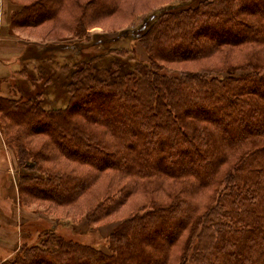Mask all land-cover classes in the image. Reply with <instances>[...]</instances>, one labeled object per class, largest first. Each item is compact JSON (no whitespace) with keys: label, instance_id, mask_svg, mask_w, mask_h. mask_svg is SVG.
<instances>
[{"label":"trees","instance_id":"obj_1","mask_svg":"<svg viewBox=\"0 0 264 264\" xmlns=\"http://www.w3.org/2000/svg\"><path fill=\"white\" fill-rule=\"evenodd\" d=\"M37 2L12 12L13 27L49 20L79 32L88 18L119 7V0ZM71 9L81 14L68 24L60 13ZM155 20L137 36L148 61L125 66L115 55L127 53L115 48L81 60L65 78V107L0 105L20 124L8 138L20 154L32 120L53 152L87 167L48 169L21 192L40 190L58 205L86 195L89 223L134 200L109 235V253L46 231L2 264H264V0H200ZM237 46L249 53L225 55ZM183 62L200 67H168Z\"/></svg>","mask_w":264,"mask_h":264},{"label":"rangeland","instance_id":"obj_2","mask_svg":"<svg viewBox=\"0 0 264 264\" xmlns=\"http://www.w3.org/2000/svg\"><path fill=\"white\" fill-rule=\"evenodd\" d=\"M37 1L39 0H0V24L1 15H4V19L7 16L8 6H11V10L13 8L16 10L22 8L24 4L38 3ZM199 1L119 0L116 11L103 17L88 18L85 22L87 27L79 32L74 28L55 25L49 20L42 23L41 20L28 21L33 25L13 27L12 14H10L9 26L2 28L5 29L4 33L7 37L10 35L13 37L11 40L14 42V47L10 46L7 50L9 53L4 55L9 58L11 54L15 56L8 59L10 64L0 61V105L28 103L27 107L45 111L65 107L71 95L66 90L65 83L68 79L65 78L71 67L76 69L81 60H91L94 57L107 55L112 48L122 49L127 53L115 55L124 62L125 66L128 62L134 63L137 59L148 61V54L138 43L137 36L149 24L156 23L155 17L161 11L166 9L179 11L195 7ZM2 7L3 10H1ZM76 14L81 13L71 9L61 11L60 17L63 22L70 24ZM245 35L248 33L245 32ZM7 37L2 35V38ZM16 43L19 45L17 46ZM231 48H228L229 53L226 52L225 55L229 54L232 58H236L241 53L245 57L247 52L249 53L248 48L245 47ZM106 57L100 61L107 63ZM219 62L209 63L218 65ZM168 67L176 70L183 68L196 70L200 64L172 63L168 64ZM40 79L43 84L41 88H37L36 83ZM2 108L4 111L0 112V234L7 240L0 236V260L17 244L13 237L19 234L22 236L19 238L22 243L20 247L24 244L29 247L37 245L46 231L79 243L92 245L109 253V235L121 220L133 212L134 200L123 204L111 217L97 223H89L86 218V209L81 207L86 195L79 197L78 205H58L53 201L54 197L43 195L40 190L31 189L29 194L21 192V186L33 177L45 178L48 169L59 168L74 173L84 171L87 167H79L78 163L63 159L60 154L53 152L50 138L40 133L43 130L42 125L35 124L32 120L30 129L27 131L29 136L21 138L25 146L24 153L20 154L15 143L13 142V146L8 142L11 135L19 132L20 124L15 123L6 107ZM82 108H84L83 105ZM15 116L18 120L23 118L20 114ZM33 127L37 133H32ZM96 188L97 186L94 190L100 192ZM47 192L51 194L53 191ZM36 194H41L43 198ZM15 256L16 253L9 256L8 261H12Z\"/></svg>","mask_w":264,"mask_h":264},{"label":"crops","instance_id":"obj_3","mask_svg":"<svg viewBox=\"0 0 264 264\" xmlns=\"http://www.w3.org/2000/svg\"><path fill=\"white\" fill-rule=\"evenodd\" d=\"M1 10H3V7L1 8ZM6 10H7V16H5V19H4V15H3V14L1 15L0 39L2 38V35H3V37H7V34L4 33L5 29L2 28V27H6V26L8 27V26H9V23H10V17H9V15L12 14L13 10H15V9L13 8V9L11 10V6H8V7L6 8ZM9 38H10V39H9ZM11 39L13 40V37H12L11 35H10L9 37H7V38H2V43L0 44V61L2 60V62H3V61H5V62H9V64H10V60H8V59H11L12 57H14L15 54H11V55H10V58H9V57H5L4 53H5V54L9 53V51H7V50H8V48H10V46L14 47V45H13L14 42H12ZM14 41H15V40H14ZM16 45L18 46L19 43H16ZM2 47H3V48H2ZM1 218H2V216H1ZM0 236H1V234H0ZM17 237H18V239H17ZM20 237H22V236H19V234H18V236L13 237V240H14V241H17V244L14 245V249H13V250H10V251L6 254V256H4V257L0 260V264H2L5 260H7V258H8L9 256L13 255V254L19 249L20 245L22 244V243L19 241V238H20ZM1 238H4L3 235L1 236ZM1 240H3V239H1ZM4 240L6 241L7 239L4 238Z\"/></svg>","mask_w":264,"mask_h":264}]
</instances>
